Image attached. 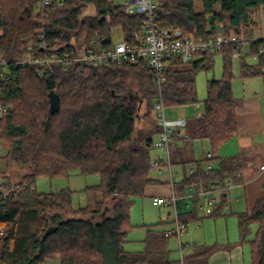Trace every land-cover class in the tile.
I'll return each instance as SVG.
<instances>
[{
    "label": "trees",
    "instance_id": "1",
    "mask_svg": "<svg viewBox=\"0 0 264 264\" xmlns=\"http://www.w3.org/2000/svg\"><path fill=\"white\" fill-rule=\"evenodd\" d=\"M42 1L0 0L1 57L10 62L6 79H0V106L7 108L0 118V145L4 143L7 152L0 157L6 166L13 163L28 170L16 183L0 179V264H48L56 259L60 264H209L216 247L182 243L183 263L173 258L169 239L174 235L166 236L160 224L148 226L143 251H130L125 244L133 228L130 210L135 199L163 183L150 176L154 137L162 131L153 116L156 103L162 99L165 107L200 104L196 78L213 69L216 54L223 58L221 79L207 81L201 115L172 134V163H197L195 172L177 183L176 192L211 184L225 187L209 215L216 218L227 202L226 182H243L245 157L218 156L238 131L233 90L236 46L201 52L187 65L178 57L166 58L160 88L145 60L109 67L58 66L39 75L32 67L11 63L29 44L42 53L40 31L47 48L56 51L90 46L93 41L107 45L114 29L136 46L143 42L145 18L128 14L115 0H48L47 6ZM200 5L198 10L197 0L162 1L155 14L161 28H178L188 36L209 39L219 31L238 35L248 43L240 58V77L264 76V39L255 40L251 30L252 13L262 9L264 14V0H200ZM88 8L94 14H88ZM246 56L256 57L257 63H247ZM54 96L59 104L52 111ZM197 139L210 144L215 167L208 174L180 144ZM72 170L100 176L99 184L84 190L98 197L93 206L75 208L68 188L36 190L39 177H67ZM0 174L10 179L5 168L0 167ZM192 200L193 210L180 214L186 224L200 219L199 196ZM237 217L240 241L250 245L251 264H264V197ZM49 227L55 229L46 235Z\"/></svg>",
    "mask_w": 264,
    "mask_h": 264
},
{
    "label": "built area",
    "instance_id": "2",
    "mask_svg": "<svg viewBox=\"0 0 264 264\" xmlns=\"http://www.w3.org/2000/svg\"><path fill=\"white\" fill-rule=\"evenodd\" d=\"M123 8L128 14L143 15L144 18V37L143 42L139 45L133 46L125 41L122 36L120 42H114L113 39L107 45H99L98 41L91 42L90 46H81L75 48H68L62 50L48 49L43 32L40 31L39 46L42 53L38 54L32 44L22 48V55L19 59L14 60L11 64L19 68L32 67L36 70L37 74L45 75L51 73L58 66H71V65H95L109 67L112 64L123 63H136L140 60H145L151 68L155 84L160 88L165 80L164 66L166 58L178 57L183 65L189 64L199 53L207 50L215 51L220 50L224 46L233 44L236 49L233 53V58L240 59L248 49L246 48L247 42L242 41L238 35H226L219 31L214 38L203 39L197 36H188L178 28H161L159 25L158 17L155 14L157 6L156 0H123ZM48 0L42 1V6H47ZM222 27V25H221ZM107 40L103 39V43ZM0 50V79H6V67L10 62L2 59ZM156 112L159 119V124L162 131L159 135V140L155 143V147L164 152L168 158V163L163 164L162 160L156 159L151 161V168H154L159 176L167 175L172 187V194L168 197H157L154 199L155 206L168 205L174 208V226L170 231H166L165 235H174L181 238V235L186 231V225L183 223L178 214L177 203L180 199L174 192V175L172 172L171 160V145L172 134L177 128H184L187 124V119L182 116L179 119L169 120L165 114V105L162 99L156 103ZM7 111V108L0 106V118ZM1 151V149H0ZM208 163L204 172L208 174L213 165L210 161L213 159L211 152L207 153ZM264 170V165L261 166ZM195 168L190 169V173H194ZM230 181L226 182V186H230ZM19 188V185H17ZM223 186L211 184L208 188H204L199 193H192L189 196H206L208 202L206 205H201V209L207 208V213H212V207L215 205L214 193L218 190L224 191ZM187 196V197H189ZM3 235V230L0 229V236ZM182 242L180 240V246ZM183 255L181 252V261L183 263Z\"/></svg>",
    "mask_w": 264,
    "mask_h": 264
},
{
    "label": "rangeland",
    "instance_id": "3",
    "mask_svg": "<svg viewBox=\"0 0 264 264\" xmlns=\"http://www.w3.org/2000/svg\"><path fill=\"white\" fill-rule=\"evenodd\" d=\"M165 2L169 0H156V3ZM116 4L123 5V0H115ZM197 6L198 10L201 8L200 0H197ZM88 14H94L93 8H88L87 10ZM261 27L259 28H253V33L255 38L261 37ZM2 34V30L0 29V35ZM243 37V36H242ZM122 38V32L120 29H114L112 31V39L114 42H120ZM247 48V47H246ZM240 59H233V71H234V80H233V90L235 97L239 100L242 97H244V93L252 92V87H256V85L250 86V88L246 89L245 92H243V80L240 77ZM245 61L249 64H255L257 63V58L254 56H246ZM223 75V58L222 55L216 54L215 55V62L214 67L211 71H201L198 73L196 78V86H197V94L200 104H191L187 106H181V107H166L165 108V114L167 119L174 120L179 119L182 116L184 118L188 119L189 121L194 120L198 117L200 113L203 111V101L207 98V81L211 79L219 80L221 79ZM257 82V81H255ZM262 87V86H261ZM257 88L259 89H264ZM261 90H259L260 92ZM262 90L261 92H263ZM243 99V98H242ZM153 116H157V112L153 114ZM144 127L146 124H142ZM159 135H156L154 137L155 143L159 140ZM256 143L258 141H255ZM174 143V141L172 142ZM1 149L3 151H0V156L5 155L7 152V148L5 147V144L2 143ZM186 150L188 158L190 159V149L193 150V158H195V161H200L202 167L205 169L207 166V163L204 161V159L207 158V153L210 152V144L207 140L201 141L200 139L193 140L191 143L190 141L186 142ZM151 156L152 160L161 159L163 164L168 163V158L166 154L156 147H153L151 150ZM245 162H246V168L250 169L255 168L256 166H259L260 163H264V149H260V147L252 148L251 150L244 151ZM212 163L213 168L215 167V163L210 161ZM256 165V166H255ZM0 167L5 168L7 174L9 175L10 179L6 180L4 179L1 174L0 179L3 181H13L17 182L20 180L24 174L28 172L27 168H19L15 164L11 163L6 166L5 161L0 157ZM197 168V163H188V164H182L180 162L172 163V172L175 179V183L177 185L178 182H180L184 176H189L190 169L191 168ZM177 173L180 174V177L177 178ZM7 175V176H8ZM150 176L153 178V176H159V174L155 171L154 168L151 169ZM101 181V178L97 174H91V175H83L79 173L77 170H72L69 174V176H58L54 178H47V177H39L36 181V190L39 193H50V192H59L63 189H70L73 191L72 195V201L75 208L83 207V206H93L95 201L98 199L97 196L93 194H86L84 192L85 188L88 186H93L99 184ZM235 188H232L230 191V203L232 204V210L225 206H223L221 210V216L220 217H210L207 213V208L205 206V209H201L200 206L203 204H207L208 198H211V196L204 198L203 196H200L199 199V206L197 209V216L200 218L199 220L195 222H191L189 224V232H185L181 235V242L187 243L188 239L192 238L194 241H197L199 243H206L207 245H215V244H228L233 241H240L239 237V231H238V225H237V217L235 214H233L236 211V197L233 193ZM190 192L186 189L184 195H188ZM192 194V193H190ZM221 193L220 190L216 191L214 194V197L220 202L221 200ZM182 196V195H181ZM135 200H137V205L133 204L130 210V214L132 212V219L131 222L135 225H137L135 228L130 230L128 233V236L126 237L127 243L125 244L126 249L130 251H143L145 248V242L144 239L146 237V229L145 227H142V220L145 219L146 223H161V222H172L167 225H163V228H169L170 226L174 225V208L163 205V206H154L152 203V198L147 196L137 197ZM188 202V204L186 203ZM228 202V200H227ZM226 202V204H227ZM135 203V202H134ZM183 204L181 207V213L184 211V208H189V210H193L194 208V202L192 199H185L183 200ZM180 214V212H179ZM228 217V220L224 219V217ZM139 225V226H138ZM170 229V228H169ZM255 230V227H253ZM189 234V235H188ZM254 237V234L252 233L247 239L250 240ZM180 240L178 237L174 236L169 239V248L173 251L172 257L176 259H181V250H180ZM244 245V248L246 250L245 253V264H251V255H250V245L249 243H242ZM48 264H60V260H52L49 261Z\"/></svg>",
    "mask_w": 264,
    "mask_h": 264
},
{
    "label": "crops",
    "instance_id": "4",
    "mask_svg": "<svg viewBox=\"0 0 264 264\" xmlns=\"http://www.w3.org/2000/svg\"><path fill=\"white\" fill-rule=\"evenodd\" d=\"M259 27H261L262 30L261 37L255 38L253 33V28H259ZM251 30H252L253 38L255 40L264 39V14L262 9H258L257 11H254L252 13ZM241 79L243 80L242 83L244 90L243 92H245V90L250 88V86L252 85H256V87H252L253 88L252 92H249L247 94L244 93V97H242L243 99L242 98L239 100L237 99L236 115H237L238 131L232 139H230L221 147L218 153V156L220 157H231V156H236L238 154L244 155V151L251 150L252 148H256L258 146L260 147V149H264V91L261 92L264 89H259L261 90L260 92L259 90L258 91L256 90L257 88H259V86L260 87L262 86L261 88H264V76L241 78ZM200 115L201 113L198 116ZM255 141L258 142L256 143ZM191 142L192 141H190V143ZM180 144L181 146L184 145L183 150H186L185 147L186 142ZM192 153L193 150L190 149V158L195 160V158H193L192 156L193 155ZM212 162L215 163L213 160ZM263 165L264 163L262 162L260 163L259 166L255 165L256 166L255 168L251 167L250 169H247L245 167L243 171V182L241 184H237V185L231 184L230 186H228L227 188L228 202L226 204V207L232 210V204L230 203V196H231L230 191L232 188H235L233 193L236 197V201H235L236 211L233 214H235L236 217L237 214L239 213L250 212L254 202L257 199L264 197V188H263L264 170L263 171L261 170V166ZM176 175L177 178L180 177L179 173H177ZM153 178L157 180H161L163 183L156 186H152L148 189L147 194L145 196L152 198V203L154 199L157 197H168L172 194V187L167 175L157 176V177L153 176ZM175 179L176 178L174 177V192L180 198L177 203V210H178V214L179 212L181 214L180 211L181 207L183 204H185L183 203V200L192 199L193 197L189 196L190 193H199L201 192L202 188L195 189L193 187H188L187 190L190 192L188 195H184V193L178 194L176 192L177 185L175 183ZM220 193L222 194L223 192ZM203 197L206 198V196ZM214 199H215V205L212 207V211L216 206V204L219 202L215 197ZM186 203L188 204V202ZM134 204L137 205V200H135ZM204 205L205 204H203V206ZM184 209L185 210L182 211V213L189 211V208H184ZM180 214H179V218H180ZM131 219H132V212L130 214V221ZM224 219L228 220V217L226 216L224 217ZM142 222L143 223L141 226L145 227L146 233L148 226L151 225L160 224L159 228L163 231H170V229H172L174 226V225L170 226L169 227L170 229L168 227L163 228V225L172 223L168 221L161 223H146L145 219H143ZM189 224L185 223L186 225L185 232H189ZM131 225L133 228L137 226L132 222ZM237 225H238V217H237ZM186 242L187 243L184 244L188 246L196 244V245H206V246L216 247V251L209 258V264H245L246 250L244 248V245L241 242H238L237 240L228 244L226 243V244H215V245H207L206 243H199L197 241H194L192 238L191 239L189 238L188 241Z\"/></svg>",
    "mask_w": 264,
    "mask_h": 264
},
{
    "label": "water",
    "instance_id": "5",
    "mask_svg": "<svg viewBox=\"0 0 264 264\" xmlns=\"http://www.w3.org/2000/svg\"><path fill=\"white\" fill-rule=\"evenodd\" d=\"M58 104H59V100H58V98L56 96H54L53 99H52V104H51L52 111H54L57 108ZM54 229H55L54 227H49L46 230V235L50 234Z\"/></svg>",
    "mask_w": 264,
    "mask_h": 264
}]
</instances>
